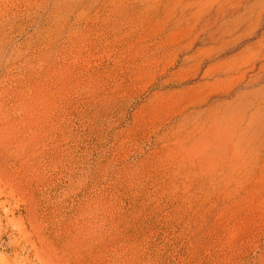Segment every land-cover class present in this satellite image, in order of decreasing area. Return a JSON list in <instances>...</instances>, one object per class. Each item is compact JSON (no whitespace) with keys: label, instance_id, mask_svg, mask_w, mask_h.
<instances>
[{"label":"rangeland","instance_id":"obj_1","mask_svg":"<svg viewBox=\"0 0 264 264\" xmlns=\"http://www.w3.org/2000/svg\"><path fill=\"white\" fill-rule=\"evenodd\" d=\"M0 264H264V0H0Z\"/></svg>","mask_w":264,"mask_h":264}]
</instances>
